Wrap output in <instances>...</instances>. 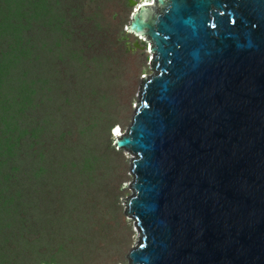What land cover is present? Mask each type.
Returning a JSON list of instances; mask_svg holds the SVG:
<instances>
[{
	"label": "rangeland",
	"instance_id": "1",
	"mask_svg": "<svg viewBox=\"0 0 264 264\" xmlns=\"http://www.w3.org/2000/svg\"><path fill=\"white\" fill-rule=\"evenodd\" d=\"M135 6L143 0H132ZM128 0H0V264H127V128L147 43Z\"/></svg>",
	"mask_w": 264,
	"mask_h": 264
},
{
	"label": "water",
	"instance_id": "2",
	"mask_svg": "<svg viewBox=\"0 0 264 264\" xmlns=\"http://www.w3.org/2000/svg\"><path fill=\"white\" fill-rule=\"evenodd\" d=\"M130 122L127 264H264V0H153ZM146 49V46H145Z\"/></svg>",
	"mask_w": 264,
	"mask_h": 264
},
{
	"label": "bare ground",
	"instance_id": "3",
	"mask_svg": "<svg viewBox=\"0 0 264 264\" xmlns=\"http://www.w3.org/2000/svg\"><path fill=\"white\" fill-rule=\"evenodd\" d=\"M151 5V6H153V0H143V3L142 4H140V5ZM139 5V6H140ZM141 41L143 40L142 38H139ZM113 130V132L112 133H110V135L113 137V138H116V137H118V136H121V134H122V130H120V128L118 127V126H116L115 128H113L112 129Z\"/></svg>",
	"mask_w": 264,
	"mask_h": 264
},
{
	"label": "clouds",
	"instance_id": "4",
	"mask_svg": "<svg viewBox=\"0 0 264 264\" xmlns=\"http://www.w3.org/2000/svg\"><path fill=\"white\" fill-rule=\"evenodd\" d=\"M143 41V40H142ZM146 48H147V46H146ZM113 132V130H110V133H112ZM112 137V136H111Z\"/></svg>",
	"mask_w": 264,
	"mask_h": 264
}]
</instances>
